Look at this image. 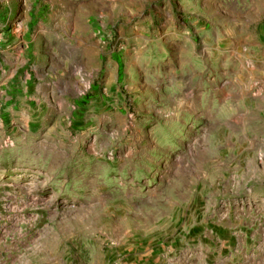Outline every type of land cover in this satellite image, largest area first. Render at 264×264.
Here are the masks:
<instances>
[{
	"label": "rangeland",
	"instance_id": "374dc122",
	"mask_svg": "<svg viewBox=\"0 0 264 264\" xmlns=\"http://www.w3.org/2000/svg\"><path fill=\"white\" fill-rule=\"evenodd\" d=\"M0 264H264V0H0Z\"/></svg>",
	"mask_w": 264,
	"mask_h": 264
},
{
	"label": "crops",
	"instance_id": "0c3cea01",
	"mask_svg": "<svg viewBox=\"0 0 264 264\" xmlns=\"http://www.w3.org/2000/svg\"><path fill=\"white\" fill-rule=\"evenodd\" d=\"M237 30H240V32H239V34L238 35H240V34H243V36H246V35H248V33H249V27H248V25H242V27L240 26V28H237ZM170 38H172V40L171 41H169V42H177V43H179V47H181V48H184V46H183V44H182V39L180 38V37H173V36H171ZM178 39L177 41H175V39Z\"/></svg>",
	"mask_w": 264,
	"mask_h": 264
}]
</instances>
